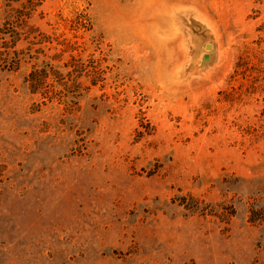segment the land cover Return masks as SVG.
I'll return each instance as SVG.
<instances>
[{"label": "rangeland", "instance_id": "obj_1", "mask_svg": "<svg viewBox=\"0 0 264 264\" xmlns=\"http://www.w3.org/2000/svg\"><path fill=\"white\" fill-rule=\"evenodd\" d=\"M31 22L103 58L105 80L75 110L37 108L26 67L0 73V264H264L246 222L264 82L234 73L264 0H43Z\"/></svg>", "mask_w": 264, "mask_h": 264}, {"label": "trees", "instance_id": "obj_2", "mask_svg": "<svg viewBox=\"0 0 264 264\" xmlns=\"http://www.w3.org/2000/svg\"><path fill=\"white\" fill-rule=\"evenodd\" d=\"M42 2L8 0L5 4L7 11L0 26V73H14L26 67L23 84L31 96L39 99L37 108L56 102L68 110H75L82 94L91 87L104 86L103 58L89 55L82 60L72 55L79 45L69 43L61 36L47 34L33 24L31 21ZM39 18H42L41 13ZM252 43L253 47L238 58L234 70L236 75L248 78L250 92L255 90L257 83L264 82V23L257 27ZM64 55L66 59H63ZM260 115L264 116V108ZM233 215L234 210L231 209L219 214L218 218L226 223ZM246 222L264 235L263 198L249 202Z\"/></svg>", "mask_w": 264, "mask_h": 264}, {"label": "bare ground", "instance_id": "obj_3", "mask_svg": "<svg viewBox=\"0 0 264 264\" xmlns=\"http://www.w3.org/2000/svg\"><path fill=\"white\" fill-rule=\"evenodd\" d=\"M176 18V17H175ZM164 26H165V36L169 39V40H178L177 37H179L181 35V33L179 32L181 29L177 26L179 25H183L180 22L176 21L174 19L173 15H167L165 17V21L163 22ZM173 31V33L171 32ZM204 56V55H203ZM202 56V59H204ZM208 55L205 54V59L204 60H208Z\"/></svg>", "mask_w": 264, "mask_h": 264}, {"label": "water", "instance_id": "obj_4", "mask_svg": "<svg viewBox=\"0 0 264 264\" xmlns=\"http://www.w3.org/2000/svg\"><path fill=\"white\" fill-rule=\"evenodd\" d=\"M204 59H205V56H204Z\"/></svg>", "mask_w": 264, "mask_h": 264}]
</instances>
